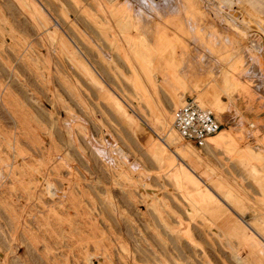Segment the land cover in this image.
Returning a JSON list of instances; mask_svg holds the SVG:
<instances>
[{"label":"rangeland","instance_id":"374dc122","mask_svg":"<svg viewBox=\"0 0 264 264\" xmlns=\"http://www.w3.org/2000/svg\"><path fill=\"white\" fill-rule=\"evenodd\" d=\"M233 1L0 0V264H264V0ZM189 98L254 158L186 143Z\"/></svg>","mask_w":264,"mask_h":264},{"label":"crops","instance_id":"0c3cea01","mask_svg":"<svg viewBox=\"0 0 264 264\" xmlns=\"http://www.w3.org/2000/svg\"><path fill=\"white\" fill-rule=\"evenodd\" d=\"M170 0H161L160 2H162L163 4H168ZM232 0H224V3L229 5V2L232 3V6L235 5V2H231ZM158 2V3H160ZM158 3H155L154 5L156 6V8H158ZM231 6V7H232ZM159 9V8H158ZM232 9H234V7H232ZM237 10V9H236ZM235 10V11H236ZM237 12L239 13V15L242 16H258L257 14H259V12L257 10H255L253 4L248 5L247 7H245V9H243V7H241L239 10H237ZM261 17V16H258ZM263 18V17H262ZM264 21V19H263ZM263 24L261 22L257 23L255 26H262ZM193 98H189L187 100H190ZM185 100V101H187ZM221 103V100H220ZM251 103V106L249 108H247L249 106V104ZM257 102L252 103V99L246 97V99H242L241 103L239 104L241 109H243V112L245 113L246 111H250L249 114H253V112H251V109L254 110L255 112H259V107H261V105L258 103V106H256ZM221 107V106H220ZM239 109V108H238ZM262 109L263 106H262ZM230 117H234L233 114L230 115ZM260 119H262V128L264 129V114H258V116ZM218 119V118H217ZM219 120V119H218ZM235 121V120H234ZM239 120L236 118V125L235 127H241L242 125L240 124V122H238ZM219 122L221 123L222 127L226 125L225 122H221L219 120ZM252 127H254V125H252ZM224 128V127H223ZM231 128V127H230ZM264 137L263 135L259 137V140H263ZM237 140H236V136L233 134V132H231L229 129H222V131L220 132L219 135L212 137L211 139L208 140L207 143V147H205L204 149H200L195 147L194 145H192L195 149L199 150V151H204L205 149H211L217 152H224L227 151L228 154H234V155H240V157H243L245 160H249L251 161L254 156L256 155V152L254 153V151L250 148H244L245 150H242V147L237 146ZM194 148H192L191 151V156L192 159L190 158L189 154L187 155V161L185 162V170L182 171L181 174V182L182 185L184 187V191L186 193L187 196H189L190 198H192L198 205H209V204H214L217 201L221 204H223L225 206V201L221 200L220 198H218L217 196H215L212 192V190H210L207 185L205 180L203 179L202 176H200L198 174V170L199 167H201V164H204L205 162L203 161V158L196 153V151L194 150ZM210 150V151H211ZM194 165L196 167H194ZM229 192V191H228ZM195 197H197L200 201L198 202ZM242 223L244 225H246L247 229H250L251 233L254 234V236L256 239H260L259 241H262L264 243V239L257 234L256 232H254L252 227H249L248 223L242 221ZM260 236V237H259ZM246 240L252 241V236H247V238H245ZM254 242V241H252Z\"/></svg>","mask_w":264,"mask_h":264},{"label":"built area","instance_id":"2783aa9c","mask_svg":"<svg viewBox=\"0 0 264 264\" xmlns=\"http://www.w3.org/2000/svg\"><path fill=\"white\" fill-rule=\"evenodd\" d=\"M173 126L186 143L200 149L207 147L208 140L223 128L215 113L196 99L185 101L173 113Z\"/></svg>","mask_w":264,"mask_h":264},{"label":"bare ground","instance_id":"6f19581e","mask_svg":"<svg viewBox=\"0 0 264 264\" xmlns=\"http://www.w3.org/2000/svg\"><path fill=\"white\" fill-rule=\"evenodd\" d=\"M142 2H144V1H148V2H151V3H153V4H155V3H158V2H160L161 0H141ZM199 2V1H198ZM230 3V2H229ZM205 4V3H204ZM230 6V5H229ZM230 11V10H229ZM228 11V12H229ZM233 11V10H232ZM236 16V15H235ZM195 49V48H194ZM174 127V126H173ZM175 129V128H174ZM176 130V129H175ZM222 131V130H221ZM177 132V131H176ZM220 134V132L217 134V135H219ZM216 135V136H217ZM215 137V136H214ZM165 142V140L164 139H161V138H156V140L154 141V143L150 146V148H151V151L153 152V153H156L157 155H160V154H162V153H160V151H161V145L163 144ZM172 154L173 155H175V156H177L179 159H180V157L176 154V152H173L172 151ZM160 157V156H159ZM181 160V159H180ZM25 222V221H24ZM24 226V225H23ZM236 258V257H235ZM5 259V258H4ZM4 259H1V260H4ZM5 262H6V260H5Z\"/></svg>","mask_w":264,"mask_h":264}]
</instances>
